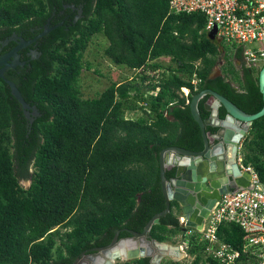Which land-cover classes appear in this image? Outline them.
Wrapping results in <instances>:
<instances>
[{
    "label": "trees",
    "instance_id": "trees-1",
    "mask_svg": "<svg viewBox=\"0 0 264 264\" xmlns=\"http://www.w3.org/2000/svg\"><path fill=\"white\" fill-rule=\"evenodd\" d=\"M78 9L82 16L73 21ZM61 21L26 48L34 47L38 57L22 50L23 66L4 71L36 108L32 121L0 78V264L70 262L87 247L109 244L117 230L119 237L129 229L141 232L165 207L159 152L170 145L203 147L189 109L194 93L210 88L247 113L264 105L260 67L238 69L233 59L241 58L242 48L233 54L210 39L201 13H171L168 0H0V41L12 34L30 39L47 22ZM97 34L107 40L104 55L138 70V81H112L83 97V53ZM16 43L0 44V56ZM163 57L171 64L159 63ZM221 59V74L210 78ZM208 97L198 102L203 118ZM133 110L142 114L125 115ZM239 153L264 185V115L253 120ZM172 173L165 170L166 178ZM21 180L30 182L25 187ZM178 215L170 201L150 237L171 241L182 234ZM216 234L234 247L243 235L232 222L221 223ZM202 244L196 234L188 237L190 264H219L204 257ZM115 264L151 263L143 257Z\"/></svg>",
    "mask_w": 264,
    "mask_h": 264
},
{
    "label": "water",
    "instance_id": "water-1",
    "mask_svg": "<svg viewBox=\"0 0 264 264\" xmlns=\"http://www.w3.org/2000/svg\"><path fill=\"white\" fill-rule=\"evenodd\" d=\"M59 25L61 23L50 25L47 22L42 31L30 39L12 34L8 39L0 41L1 45L7 44L9 40L17 42L11 50L0 56V78L9 85L12 95L20 102L25 116L30 121H32L30 114H38L36 108L24 101L15 83L5 77L4 71L17 65L23 66L24 61H20L18 50L34 43ZM215 31L214 28L208 33L210 39H214ZM39 54L35 50L28 52L30 58H36ZM214 72L218 75L220 69L215 67ZM258 85L260 91L264 92V62L258 71ZM205 95H210L212 100L204 104L208 116L203 118L198 109V102ZM220 107H223L225 112L223 117L219 116ZM189 109L192 118L200 128L202 149L195 151L170 145L159 152V177L165 207L152 215L141 232L129 229L128 236L119 237L120 230H117L109 244L94 248L93 256H96L100 263L114 264L116 260L129 261L143 257H149L151 264H160L165 257L177 261L182 257L177 244L150 237L153 224H158L160 217L170 210V201L178 204V216L183 218L185 226L201 228L204 219L221 194L250 184L251 175L248 171L240 170L237 164V153L253 120L264 115V105L255 113H247L228 98L207 88L191 96ZM206 126L216 128L210 137L206 132ZM211 140L215 143L210 144ZM167 169H173L171 178L165 176Z\"/></svg>",
    "mask_w": 264,
    "mask_h": 264
},
{
    "label": "built area",
    "instance_id": "built-area-1",
    "mask_svg": "<svg viewBox=\"0 0 264 264\" xmlns=\"http://www.w3.org/2000/svg\"><path fill=\"white\" fill-rule=\"evenodd\" d=\"M168 8L171 13L203 14L206 34L215 28L214 40L232 50L242 48L249 66L260 67L264 62V0H168ZM240 147L241 144L237 164L241 171L250 173V184L221 194L201 228L185 226L178 216L184 227L177 243L182 258L189 257L188 237L196 234L197 241L203 243L205 258L211 257L219 264H264V185L254 169L242 163ZM223 222L235 223L241 229L238 247L217 236V228Z\"/></svg>",
    "mask_w": 264,
    "mask_h": 264
},
{
    "label": "rangeland",
    "instance_id": "rangeland-1",
    "mask_svg": "<svg viewBox=\"0 0 264 264\" xmlns=\"http://www.w3.org/2000/svg\"><path fill=\"white\" fill-rule=\"evenodd\" d=\"M106 45V38L100 34H97L93 36L91 42L83 53V59L86 66L83 67L79 79V85L83 97L95 96L112 81H123L124 79H129L131 77H136V81H138L137 76L139 74H136L137 72L130 70L129 68L123 65H115L104 55L103 51ZM159 63L163 64L164 66L171 64L168 57L160 58ZM87 64H89V66H87ZM236 67L238 69L240 68L237 63ZM125 115L127 117L135 118L141 115V111H126ZM21 184L27 187L29 184V180H21ZM166 242L171 244H177L179 242V236L177 235L172 238L171 241L169 240ZM191 258L193 257H180L177 261L180 264H189ZM163 259L167 260L170 258L165 257Z\"/></svg>",
    "mask_w": 264,
    "mask_h": 264
},
{
    "label": "flooded vegetation",
    "instance_id": "flooded-vegetation-1",
    "mask_svg": "<svg viewBox=\"0 0 264 264\" xmlns=\"http://www.w3.org/2000/svg\"><path fill=\"white\" fill-rule=\"evenodd\" d=\"M79 10L80 9H78L76 12V14H75V16H74V18H73V21H76L77 19H79L81 16H82V12H79ZM62 13V12H61ZM65 17H67V15H65ZM48 21V20H47ZM60 23H62V21L60 22ZM46 25V24H45ZM216 41V40H215ZM15 46V45H14ZM14 46H12L9 50H11ZM28 46H30V45H28ZM28 46H26V47H23V48H21V49H19L18 50V53H19V59L21 58V52L20 51H22V50H26L25 51V54L26 55H28V52H30V51H32V50H35V48L34 47H30V48H28V49H26ZM8 50V51H9ZM7 52V51H6ZM236 51L234 50L232 53L234 54ZM5 52H3L2 54H4ZM1 54V55H2ZM233 61L235 62V65H236V63L238 64V66L240 67V68H250V66L248 65V63L244 60V58H243V56L241 55V58H234L233 59ZM224 64V61L221 59V60H219L218 61V63L216 64V66L215 67H218L219 69H221V66ZM214 67V68H215ZM16 68V67H15ZM220 74H221V70H220ZM220 74H218V75H220ZM215 76H217L216 74H215V72H214V69H213V71H212V74L210 75V78H215ZM130 79H132V77L130 78ZM204 89H207V88H204ZM211 97H208L207 98V100L204 102V104L205 103H209V102H211ZM222 108L223 107H220L219 108V116H220V113L222 112ZM133 111H136V110H133ZM138 112H140L141 110H137ZM141 114H142V111H141ZM224 114H225V112H224ZM224 114H223V116H224ZM223 116H220V117H223ZM208 127H210V126H206V132L209 134V137L215 132V130H216V128H214V127H210L211 129H208ZM213 143H215V141H212L211 140V142H210V144H213ZM202 149V148H201ZM200 149V150H201ZM195 151H197V150H195ZM167 170H170V169H167ZM173 170V169H172ZM172 175H173V173H172ZM172 175L170 176V178L172 177ZM61 228V227H60ZM66 228L65 227H62V230H65ZM96 247H101V246H90V247H87V248H85V249H83L82 251H80L76 256H74V258H72L71 259V261L70 262H66V261H59V262H56V263H58V264H77V262H78V264H102L103 262H99V261H97V257L96 256H93V254H95V251H93V249L94 248H96ZM66 254V253H65ZM108 257L106 256V259H107ZM77 261V262H76ZM116 262H124V261H119V260H116ZM115 262V263H116ZM114 263V264H115ZM31 264H34V263H31Z\"/></svg>",
    "mask_w": 264,
    "mask_h": 264
}]
</instances>
